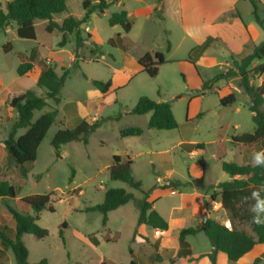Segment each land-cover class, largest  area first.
Wrapping results in <instances>:
<instances>
[{
  "label": "rangeland",
  "instance_id": "obj_1",
  "mask_svg": "<svg viewBox=\"0 0 264 264\" xmlns=\"http://www.w3.org/2000/svg\"><path fill=\"white\" fill-rule=\"evenodd\" d=\"M5 1L1 0L2 5ZM66 1L67 10L56 15L54 21L62 22L68 16L81 19L86 13L85 1L91 5L98 3V0ZM255 1L257 14L264 23V0ZM123 10L128 12L133 24L128 34L133 45L128 51L117 43L118 34L123 38L125 35L121 26L109 24L111 15ZM155 12L163 18L157 17ZM253 12L249 0H123L122 3L115 0L104 13H93L82 25L83 38L87 39L89 33L92 38L85 43L82 58L76 60L75 35H70L67 44L59 47L61 34L46 32L45 21L35 23L36 40L21 39L14 22L0 30V142L17 119V110L8 105L9 101L29 89L44 94L36 87L34 78L18 75L19 54L29 55L37 48L41 58L54 66L59 75L69 71L61 90L60 115L39 146L37 159L25 179L18 177V170L8 163L6 151L0 148V180L9 177L18 193L10 200L11 206L21 211L20 199L34 194L51 195L50 206L54 212L46 209L38 220L49 235L41 240L32 235L24 237L29 262L130 264L135 260V264H158L159 261L176 264L179 259L172 262L175 252L170 246L157 253V244L148 249L135 241L138 209L133 202L109 213L106 226L101 213L85 211L102 204L110 189H124L137 198L142 197L141 191L111 179L109 167L115 155L129 156L133 160V176L142 183L143 191L154 188L152 193L159 189L155 209L170 220V235L174 236L184 226L204 224V211L218 221H225L226 212L214 203L211 205L206 195L217 194L215 188L218 186L214 182L231 178L222 170L223 161L247 164L242 146L234 143L232 137L254 132L253 113L249 108L252 99L241 86L239 77L219 80L211 90H205L203 83L233 69L234 60L240 61L250 55L256 45L264 41V30L256 23ZM250 25L257 30L251 33L247 29ZM209 36L214 41L202 56L204 62L191 64V50ZM112 39L114 45L110 42ZM92 41L99 48L95 55L91 53ZM9 43L13 48L6 52L5 46ZM156 52H162L167 61L159 67L158 76L151 78L142 70L137 71L139 58L146 53L154 56ZM263 61H254L249 70ZM91 80L112 81L114 87L104 97ZM250 83L260 86L264 83V74L251 72ZM231 93L235 94L236 101L231 106L221 105L220 99ZM141 97L170 103L178 127L174 130L148 129L151 113L128 114ZM52 106L49 101V107L35 112L34 119ZM198 115L201 116L197 118ZM97 118L104 123L90 135L87 145L82 142L65 144L61 147V157L56 156L51 142L59 129H72L81 119L92 123ZM133 126L142 128L143 135L122 138L120 131ZM197 144L202 146H195ZM256 148L262 151L264 145L259 143ZM221 152L223 158L219 157ZM72 167L75 170L73 178ZM202 167L206 168L204 189L182 186L173 193L158 186L201 178ZM22 211L34 214L28 207ZM0 224L15 226L1 200ZM241 228L251 231L248 226ZM116 232L119 235L115 236ZM90 236L95 237L97 245L89 241ZM191 243L195 254L212 248L203 232L191 237ZM8 256L6 264H15L12 252ZM223 257L227 259L225 254ZM224 258L219 264H225ZM256 264H264V260Z\"/></svg>",
  "mask_w": 264,
  "mask_h": 264
},
{
  "label": "trees",
  "instance_id": "obj_2",
  "mask_svg": "<svg viewBox=\"0 0 264 264\" xmlns=\"http://www.w3.org/2000/svg\"><path fill=\"white\" fill-rule=\"evenodd\" d=\"M114 1L112 0L108 3L106 0H98L96 5H91V3L85 1L83 3L86 11L84 17L76 19L73 16H68L62 22H56L53 18L67 10L66 0H6L5 5H2L0 0V30H4L11 22H14L17 25V34L21 39L36 40L35 23L37 20L45 21L47 22L46 32L50 34L58 32L61 34L62 39L58 44L59 47H64L69 40V36L75 35L76 49L74 57L76 60L82 58V50L85 47V43L92 38L90 33L87 35V39L83 38L82 25L88 22L93 13H104ZM249 1L254 7L253 14L256 23L264 30V23L256 11V1ZM155 13L160 19L163 18L161 14ZM109 24L110 26H121L125 35L123 38L122 35L118 34L117 43L121 45L123 50L128 51L133 45L128 39V34L133 27L128 12L123 10L113 13L109 19ZM213 41L214 39L209 36L202 44L194 47L190 52L189 62L195 65L207 49L210 48ZM110 42L113 45L115 44L113 39ZM126 42L128 44L124 45ZM91 44L94 46L91 49V53L95 55L99 51L98 45L95 41H92ZM5 47L6 52H10L13 48L10 43ZM168 50H170V45H168ZM19 58L21 63L17 69L18 75L34 78L36 87L42 89L44 93L39 95L36 90L29 89L13 97L8 103L11 108L17 110L18 114L16 121L2 143L7 153L8 163L18 170L20 175L18 177L25 179L37 159L39 146L60 115L58 107L61 103V90L65 86L69 71L67 70L62 75H59L54 66L41 58L37 48L33 49L29 55L20 53ZM256 60H264V41L256 46L250 55L240 61L234 60L233 69L227 73L218 74L213 79L203 83L205 90H211L213 85L219 80L239 77L244 91L252 100H255V104L249 107L253 113L254 132L232 137L234 143L242 146L244 159H246L247 164L222 162V170L229 176H233L231 180L218 185L220 206L226 212L230 227L217 220L208 219L201 229L193 227L182 228L177 238L166 237L164 239L165 243L175 250L172 262L192 255V247L187 237L194 236L200 232L206 235L212 246V251L206 255L209 257L211 264H217V254L219 252L224 253L230 262L236 263L251 252L256 245L264 244V226L252 223L253 213L251 212V207L254 201L244 202L241 199L244 196H250L253 191H259L261 185H264V168L257 167L253 161V154L260 152L256 146L259 143L264 145V83L258 87L250 83L251 72L258 75L264 74V61L253 70H249L251 64ZM166 62L162 52H156L154 56L146 53L138 60L142 72H145L151 78L158 76L159 67ZM91 83L104 97L114 87L112 81L91 80ZM49 101L53 103L52 108L41 114L37 119H34L35 112H41L49 107ZM235 101L236 96L233 93L220 99V103L223 106H231ZM148 113H151L148 129L174 130L178 127L171 105L165 101L156 102L148 97H141L136 106L128 111V114L132 115H145ZM200 116L198 115L197 118ZM103 123L104 120L100 118L95 119L92 123L82 119L75 128L59 129L51 142L56 156L58 158L61 157V147L65 144L82 142L87 145L90 135L100 128ZM21 130H24V132L19 134ZM143 133L144 130L142 128L134 126L120 131L122 138L139 137ZM199 145L201 144L195 146ZM219 157L223 158L224 153L221 152ZM132 166L133 160L129 156L123 158L121 155H115L109 167L110 176L112 180L121 181L131 188L141 191V198H137L134 194L124 189H110L106 192L102 204L87 208L85 211L101 213L103 215V224L106 226L109 213L133 202L138 209V227L146 225L153 230L168 231L170 224L154 208L153 203L149 201L151 191L154 188L150 191H143L142 183L133 176ZM74 174L75 170L72 167V178ZM12 181L9 177L0 180V200L15 221L14 228L0 224V264L7 263L9 252L14 255L15 264H48L46 260H41L37 263L29 262V250L25 245L24 237L32 235L41 240L49 235L48 230L38 224V220L42 211L48 209L50 212H54L53 207L50 206L51 195L34 194L20 199L19 205L23 209L28 207L34 212L33 215L24 213L23 209L21 211L17 210L9 203L10 200H14L18 196L17 188L12 184ZM182 186L204 189L205 181L203 177L187 183L175 181L173 183L169 182L161 188L176 191ZM261 196H264V191H261ZM212 200H215L214 195H212ZM243 226H248L251 230L250 233L241 228ZM117 235L119 233L115 234V236ZM106 240L111 241L109 237H106ZM89 241L94 245L98 244L94 236H90ZM259 261L260 259H256L254 264ZM108 264H114V262L108 261ZM130 264H135V260H132Z\"/></svg>",
  "mask_w": 264,
  "mask_h": 264
},
{
  "label": "crops",
  "instance_id": "obj_3",
  "mask_svg": "<svg viewBox=\"0 0 264 264\" xmlns=\"http://www.w3.org/2000/svg\"><path fill=\"white\" fill-rule=\"evenodd\" d=\"M122 1L123 0H119V3H122ZM245 27V26H244ZM248 28V30L252 33V30H257L255 27H253L252 25H250V26H247ZM244 29H246V28H244ZM258 32V31H257ZM121 35V34H120ZM257 46V45H256ZM204 57H202L199 61H198V65H200V64H202L203 62H204ZM139 65V64H138ZM140 67V66H139ZM139 70H142L141 69V67L139 68V69H137V71H139ZM99 92V91H98ZM82 120V119H81ZM22 134V133H21ZM5 138V137H4ZM3 141V140H2ZM0 148L5 152V147H4V144L2 143V142H0ZM206 168H204V167H202V177L204 178L205 177V172H206V170H205ZM232 178H228V180H226V181H229V180H231ZM226 181H224V182H226ZM189 182V181H188ZM169 183V182H168ZM167 183V184H168ZM215 183V185H219L220 183H222V182H219V181H217V182H214ZM166 185V184H165ZM159 187H162V186H164V185H158ZM163 189V188H162ZM216 190H217V194H212V195H214L215 196V200H212V195L210 194V195H206V198H208L209 197V199L211 200V205L214 203V204H216V205H218V206H220V197H219V188H215ZM159 189H157V190H155V192H152L151 194H150V197H149V201L151 202V203H153V206H154V208H155V203H156V201H157V199H159V198H157V197H159L160 196V194L158 193L157 194V192L156 191H158ZM165 190H168V189H165ZM154 191V190H153ZM177 191L178 190H176V191H172L173 193H177ZM214 207H216V206H214ZM220 208H221V206H220ZM222 209V208H221ZM222 211H223V209H222ZM202 213H204L205 214V216H207L208 217V219H214V218H212V214H210V216H208V214L207 213H205V211L204 212H202ZM165 220H167L166 218H165V216L163 215V214H161V213H159ZM214 220H216V219H214ZM218 221V220H217ZM167 222L170 224V227H169V230L168 231H159V230H153L152 228H150V227H148V226H146V225H141V226H139L138 227V229H137V239L135 240L136 242H138L139 243V245H143V244H145L146 245V247L149 249V248H152L153 247V245L154 244H157V253H160L161 251H163V250H166L167 249V244L165 243V238L166 237H172V238H177L178 236H179V234H180V231H181V229L182 228H188V227H193V226H184V227H182V228H179V230H178V233L177 234H175L174 236H172V235H170V229H171V222H170V220H167ZM219 222H221L222 224H225L226 226L227 225H229L230 224V222H229V220L226 218L225 219V221H219ZM205 223V222H204ZM203 225L204 224H202V225H200V226H198V227H193V228H195V229H201L202 227H203ZM15 227V226H14ZM13 227V228H14ZM230 227V226H229ZM12 228V227H11ZM116 233H118V232H116ZM198 234H200V233H198ZM198 234H196V235H198ZM196 235H194V236H196ZM194 236H189V237H187V240H188V242L191 244V247H192V255L191 256H187V257H185V258H181V259H179L177 262H176V264H211V261H210V259H209V257H207L206 255L207 254H209L211 251H212V248H211V250H209L208 252H204V253H199V254H195V252H194V248H193V245H192V243H191V237H194ZM165 245H166V247H165ZM174 252H175V250H174ZM223 254L224 253H222V252H219L218 254H217V264H219V260L221 259V258H224L223 257ZM263 254H264V244H258V245H256L254 248H253V250L251 251V252H249L248 254H246L245 256H243L238 262H236L235 264H254L255 263V261H256V259H260V260H264V257H263ZM202 255H204L203 257H202ZM226 256V255H225ZM226 258H227V256H226ZM163 261V260H162ZM222 262L223 263H225V264H227V262H230L229 260H228V258L227 259H222ZM162 263H164V262H161L160 263V261H159V263L158 264H162Z\"/></svg>",
  "mask_w": 264,
  "mask_h": 264
},
{
  "label": "clouds",
  "instance_id": "obj_4",
  "mask_svg": "<svg viewBox=\"0 0 264 264\" xmlns=\"http://www.w3.org/2000/svg\"><path fill=\"white\" fill-rule=\"evenodd\" d=\"M253 161L257 167L264 168V150L254 153ZM261 191H264V185H261L259 191H253L250 196L241 198L244 202L254 201L251 207V212L253 213L252 223L258 226H264V196H261Z\"/></svg>",
  "mask_w": 264,
  "mask_h": 264
},
{
  "label": "water",
  "instance_id": "obj_5",
  "mask_svg": "<svg viewBox=\"0 0 264 264\" xmlns=\"http://www.w3.org/2000/svg\"><path fill=\"white\" fill-rule=\"evenodd\" d=\"M255 104V100H252V102H251V105H254ZM231 178H233V176H231ZM208 220V217L206 216V221ZM205 221V222H206Z\"/></svg>",
  "mask_w": 264,
  "mask_h": 264
},
{
  "label": "built area",
  "instance_id": "obj_6",
  "mask_svg": "<svg viewBox=\"0 0 264 264\" xmlns=\"http://www.w3.org/2000/svg\"><path fill=\"white\" fill-rule=\"evenodd\" d=\"M227 227H229V225H227Z\"/></svg>",
  "mask_w": 264,
  "mask_h": 264
}]
</instances>
